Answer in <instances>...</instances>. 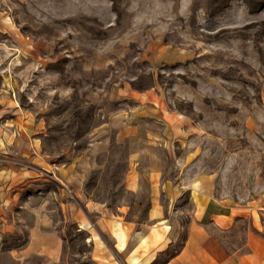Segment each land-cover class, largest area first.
Wrapping results in <instances>:
<instances>
[{"label":"rangeland","instance_id":"1","mask_svg":"<svg viewBox=\"0 0 264 264\" xmlns=\"http://www.w3.org/2000/svg\"><path fill=\"white\" fill-rule=\"evenodd\" d=\"M19 142L49 178L21 199L45 202L62 247L55 261L19 252L15 217L0 264H93L81 218L107 209L103 232L123 243L151 222L153 183L196 176L245 208L218 232L245 252L246 204L264 199V0H0V149ZM173 206L180 238L151 264L184 244L188 194Z\"/></svg>","mask_w":264,"mask_h":264},{"label":"crops","instance_id":"2","mask_svg":"<svg viewBox=\"0 0 264 264\" xmlns=\"http://www.w3.org/2000/svg\"><path fill=\"white\" fill-rule=\"evenodd\" d=\"M17 144V148L14 145V148L0 149V242L6 231H12L11 222L16 217L20 225H24L28 231V240L18 251L43 254L55 261L60 256L62 239L58 230L52 228V220L44 211L45 202L32 204L31 196L25 200L21 199L26 189L37 185V182L47 183L49 178L37 167L19 161H41L37 148L33 146L35 144ZM152 185L154 195L151 198V222L144 228L129 231L123 243L119 240H116V244L111 243L103 232L105 221H110L104 217L107 209L104 211L94 207V210L102 213L99 218L93 220L85 217L79 220L80 228L87 231L94 240L90 258L96 264H151L157 252L165 250L168 244L180 238V220L173 205L183 193L188 194L192 205L186 238L182 247L164 264H264V235L255 229L256 226L259 230L263 228L260 222L255 225V209L262 208L264 214L263 198H259V205L251 201L246 204V219H251L255 227L246 232V251L228 252L218 232L231 229L242 216L241 210L245 208H238L237 203L231 204L212 198L209 194V181L202 176L192 179L179 178L173 182H155ZM160 192L163 197L159 198ZM30 218L31 222L28 223ZM117 234L119 233L115 229L113 235L118 236Z\"/></svg>","mask_w":264,"mask_h":264},{"label":"trees","instance_id":"3","mask_svg":"<svg viewBox=\"0 0 264 264\" xmlns=\"http://www.w3.org/2000/svg\"><path fill=\"white\" fill-rule=\"evenodd\" d=\"M105 238V237H104ZM109 244V243H108ZM178 251V249H175V252H177ZM171 256H172V254H171ZM90 261L93 263V264H96L92 259H90Z\"/></svg>","mask_w":264,"mask_h":264}]
</instances>
